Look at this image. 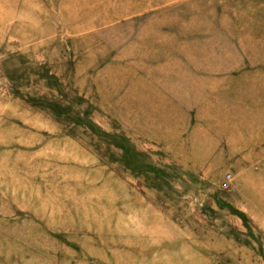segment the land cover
<instances>
[{
	"label": "rangeland",
	"instance_id": "obj_1",
	"mask_svg": "<svg viewBox=\"0 0 264 264\" xmlns=\"http://www.w3.org/2000/svg\"><path fill=\"white\" fill-rule=\"evenodd\" d=\"M13 161L0 264H264V0H0Z\"/></svg>",
	"mask_w": 264,
	"mask_h": 264
},
{
	"label": "bare ground",
	"instance_id": "obj_2",
	"mask_svg": "<svg viewBox=\"0 0 264 264\" xmlns=\"http://www.w3.org/2000/svg\"><path fill=\"white\" fill-rule=\"evenodd\" d=\"M14 163H12V165H9L8 162H2L0 163V202H3L4 196H9L10 198H14L17 196H23L25 197V203H19V208L22 210H31V212H38L41 211L43 212L41 215L45 217V219H49L48 221H52V223L57 224L54 221L53 218V213L50 212L49 207H48V202L44 199L42 200H32L31 198L34 196L40 197V187L43 186L42 182L41 183H36L37 180L34 181V179H32L33 177L37 176V171L36 168L37 167H33L30 165H20L17 164L16 161H13ZM11 170L13 171V174H15L14 176H7L4 177L2 172H6L8 174H11ZM18 171H25L27 173V175L31 174L30 177L28 176H22L18 173ZM29 182H34L33 185H30ZM9 185L10 187H5ZM32 186L31 189V195L28 194V188H26L27 194L22 193V192H18L17 190L21 188V186ZM38 185V186H36ZM6 189H8L9 193L6 194ZM22 191V188H21ZM27 196V197H26ZM78 211H82V210H77ZM6 214V212H5ZM67 222H71V217L68 216L65 219ZM59 225V224H57ZM11 252V253H10ZM9 253H5V254H12V255H22V256H26L28 257L27 260L24 261V264H52L50 261H48L46 259V261H43L44 258V251H41L39 249L35 250V249H28V248H24L21 245H17V249L13 248L12 251H10ZM35 255V256H33Z\"/></svg>",
	"mask_w": 264,
	"mask_h": 264
}]
</instances>
